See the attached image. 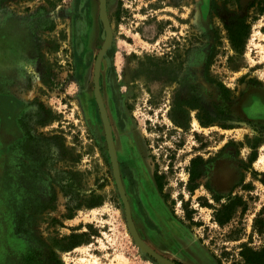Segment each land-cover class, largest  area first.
I'll use <instances>...</instances> for the list:
<instances>
[{
  "label": "rangeland",
  "instance_id": "374dc122",
  "mask_svg": "<svg viewBox=\"0 0 264 264\" xmlns=\"http://www.w3.org/2000/svg\"><path fill=\"white\" fill-rule=\"evenodd\" d=\"M104 4L112 35L99 91L140 239L181 264L241 261L242 243L264 240L252 230L264 208V117L245 111L250 93L264 100V0ZM2 22L23 31L25 53L0 83L29 108L35 137L26 155L0 153V264H161L130 235L112 174L93 94L105 35L98 0H0ZM196 155L220 160L238 183L224 226L215 221L224 200L206 186L221 176L212 163L188 189ZM72 234L79 243L63 249Z\"/></svg>",
  "mask_w": 264,
  "mask_h": 264
},
{
  "label": "flooded vegetation",
  "instance_id": "af4514ba",
  "mask_svg": "<svg viewBox=\"0 0 264 264\" xmlns=\"http://www.w3.org/2000/svg\"><path fill=\"white\" fill-rule=\"evenodd\" d=\"M98 9H99V0H98ZM83 23L84 22L82 17H79L74 21V28H75L74 33L76 36H78V38L83 28ZM10 24L13 25V23ZM22 32H23L22 30L17 31L11 25L7 26L5 22L0 23V82L2 80L9 81L20 70L19 67L20 61H23L24 57L22 58V56L25 53V47L23 45L24 42L21 39ZM245 104L248 105L245 111L247 112V115L250 118L259 120L264 117V100H262V97H258L257 95L255 96L254 94L250 93L249 96H247V103L245 102ZM29 112L30 111L27 105H25L24 102L17 95H15L13 92L3 87L0 83V153L3 154L2 156H7L8 151L10 149L16 148L17 146L19 147L18 149H20L21 152L25 155L27 154L28 150L33 148L31 143L34 140L33 138L35 136L33 134L32 129L30 128V125L32 124H30L29 121V117H28ZM111 136H112V132H111ZM2 148L4 149V151ZM201 160H202L201 157L197 155L190 158L189 166L187 168L188 182H189L190 172H195L196 174L195 180L192 182L193 184L194 183L196 184L194 190L198 188V180L202 177L207 176L205 169L206 167H209L208 164L212 163L213 167L215 168L212 170V173L214 171L216 176L222 173L221 170H219L221 166L220 160H211L206 162H201ZM197 166L198 168L196 170ZM231 169L234 170L235 169L234 166ZM155 171L156 168L154 169L153 172L154 181H155V177H154ZM120 178L122 181L121 174H120ZM231 183L232 186L230 187L231 189H229ZM122 184L130 206L129 197L123 181ZM237 184L234 175L233 178L231 179V174L228 175L223 173L221 174L218 181L217 180L211 182L209 181L206 186L207 189L211 191L213 200L220 201L221 199H223L225 202L224 197H220L219 199H216L215 197H218V195L219 196L231 195L234 188H236ZM212 186H214L215 189H213ZM159 192L164 193V189L163 191H159ZM175 262L181 264L178 261Z\"/></svg>",
  "mask_w": 264,
  "mask_h": 264
},
{
  "label": "water",
  "instance_id": "95a60500",
  "mask_svg": "<svg viewBox=\"0 0 264 264\" xmlns=\"http://www.w3.org/2000/svg\"><path fill=\"white\" fill-rule=\"evenodd\" d=\"M99 13L104 21V26H105V35L103 42L100 46V48L97 51L94 64H93V76H92V81H93V94L95 101L97 103V106L100 110L101 118L103 121L104 129H105V134H106V142L108 145L109 153H110V162H111V168H112V174L114 178V182L118 191V194L120 196L121 202L123 204V209H124V214H125V220L127 224V228L129 230L130 235L132 236L134 242L137 244V246L153 257L155 260H157L161 264H179L173 260H170L161 254L157 253L155 250H153L151 247L145 245L142 240L140 239L131 216L130 212V206L129 202L120 178V174L118 171V166L117 162L114 156V151H113V142H112V136H111V130H110V125H109V120L107 116V112L105 109V106L102 102L101 96H100V91H99V75H100V63H101V58L104 54V52L108 49L110 42H111V35H112V28L111 24L109 22L106 10H105V4L104 0H99Z\"/></svg>",
  "mask_w": 264,
  "mask_h": 264
},
{
  "label": "trees",
  "instance_id": "16d2710c",
  "mask_svg": "<svg viewBox=\"0 0 264 264\" xmlns=\"http://www.w3.org/2000/svg\"><path fill=\"white\" fill-rule=\"evenodd\" d=\"M195 176H196L195 172H190L188 189L191 193L194 191V188L196 187V184L192 183L195 180ZM154 177L159 191H163L165 182L163 180V175L159 173L158 169H156L154 173ZM220 197H224L225 202L223 203L221 209H217L215 211V221L217 222L218 225L224 226L231 220V217L236 207L235 205L238 204L237 202L240 201V198L232 195L218 196L215 198L219 199ZM200 204L211 205L208 204L206 200L201 201ZM183 205L185 206L186 209L187 202L183 203ZM252 230L259 235H264V208H261V210L256 214L253 220ZM74 237H76V235L72 234L67 238L69 244L67 247H64L63 249H70L79 243V241L74 240ZM230 237L237 238V236H230ZM239 255L241 257V261L243 262V264H264V240L259 248H252L248 246L247 243H242ZM241 261L234 260L233 264H239Z\"/></svg>",
  "mask_w": 264,
  "mask_h": 264
},
{
  "label": "bare ground",
  "instance_id": "6f19581e",
  "mask_svg": "<svg viewBox=\"0 0 264 264\" xmlns=\"http://www.w3.org/2000/svg\"><path fill=\"white\" fill-rule=\"evenodd\" d=\"M131 212V211H130ZM125 213V212H124Z\"/></svg>",
  "mask_w": 264,
  "mask_h": 264
}]
</instances>
